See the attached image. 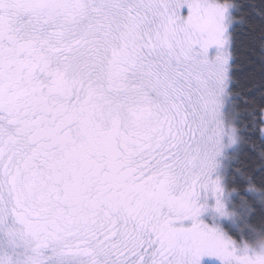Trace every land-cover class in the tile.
<instances>
[{
    "label": "snow or ice",
    "instance_id": "snow-or-ice-1",
    "mask_svg": "<svg viewBox=\"0 0 264 264\" xmlns=\"http://www.w3.org/2000/svg\"><path fill=\"white\" fill-rule=\"evenodd\" d=\"M232 8L0 0V264H264L199 219L223 214Z\"/></svg>",
    "mask_w": 264,
    "mask_h": 264
},
{
    "label": "trees",
    "instance_id": "trees-1",
    "mask_svg": "<svg viewBox=\"0 0 264 264\" xmlns=\"http://www.w3.org/2000/svg\"><path fill=\"white\" fill-rule=\"evenodd\" d=\"M233 63L227 95V112L237 135L236 146L227 153L224 185L229 193L232 211L240 214L242 227L223 226L234 240L247 243L264 232V34L261 26L250 25L259 17L253 10V0H231ZM255 7L264 0H254ZM253 143L256 149L252 148ZM248 233L243 232L244 229Z\"/></svg>",
    "mask_w": 264,
    "mask_h": 264
},
{
    "label": "rangeland",
    "instance_id": "rangeland-1",
    "mask_svg": "<svg viewBox=\"0 0 264 264\" xmlns=\"http://www.w3.org/2000/svg\"><path fill=\"white\" fill-rule=\"evenodd\" d=\"M232 13V10H231ZM184 14H187V9L184 10ZM231 27V26H230ZM226 98L227 95H226ZM226 113H227V121L229 124L228 132L226 133L227 139L224 140L222 145V153L216 157L214 163L215 168L213 171V178H220L222 180V184L220 185V189L216 192V198L219 199L220 204L223 205L221 214L220 211H217V205H216V199H214L211 194L208 195L206 204L207 207L205 211L202 212L199 219L206 224L210 228H215L218 231H220L226 238L231 239L234 244L241 250L244 248H248L249 251H253V254H259L258 248L262 245H264V232L257 236L253 242L247 243L244 239L241 241H236L233 238H231L223 229V226L228 224L229 226L235 228V227H242V219L240 217V214L234 212L230 208L229 204V193H227L224 185V171L226 166V156L227 153L232 150L236 144H237V135L235 132V128L231 127L233 125L232 118L229 117V114L227 112V105H226ZM211 184L209 185V191L211 193ZM205 201L201 199V203H204ZM190 221L185 222V226H190ZM243 228V227H242ZM245 233H248V231L243 229ZM215 264H221L219 260H216Z\"/></svg>",
    "mask_w": 264,
    "mask_h": 264
},
{
    "label": "clouds",
    "instance_id": "clouds-1",
    "mask_svg": "<svg viewBox=\"0 0 264 264\" xmlns=\"http://www.w3.org/2000/svg\"><path fill=\"white\" fill-rule=\"evenodd\" d=\"M221 96H222L223 99L228 103L227 98H226V94H224V93L222 92V93H221ZM218 103H219V101H218ZM258 252H259V254H264V245H262V246H260V247L258 248Z\"/></svg>",
    "mask_w": 264,
    "mask_h": 264
}]
</instances>
